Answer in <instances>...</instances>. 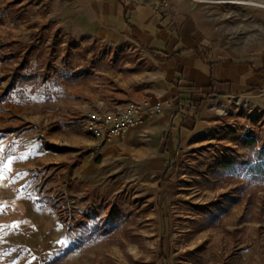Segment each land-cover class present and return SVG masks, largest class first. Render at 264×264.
I'll return each instance as SVG.
<instances>
[{"label":"rangeland","instance_id":"obj_1","mask_svg":"<svg viewBox=\"0 0 264 264\" xmlns=\"http://www.w3.org/2000/svg\"><path fill=\"white\" fill-rule=\"evenodd\" d=\"M219 1L226 0H190L212 22L214 43L234 49L264 43L263 7ZM50 21L42 0H0V43H10V54L37 48L36 54L44 51L47 56L53 51L48 80L56 84L75 83L76 78H67L72 71L82 79L79 72L91 61V71L117 70L110 61L118 51L102 42L67 37ZM55 33L62 37L60 43ZM71 45L74 48L65 63V48ZM31 61L36 63L34 55ZM93 74L85 76L92 81ZM26 104L27 97L14 91L1 101L0 112L10 105L17 113L28 111L27 116L41 113ZM71 109L62 110L69 114L64 121L78 136H89L83 124L90 112L81 117ZM189 115L192 122L180 128L179 136L165 131L163 137L123 141L120 147L110 143L123 138L91 148L89 152L96 156L86 180L72 178V171L86 155L78 152L89 150L81 140L85 137H68L63 150L68 151L70 163L37 172L29 187L19 190L56 213L62 223L59 245L47 253L34 246L32 252L23 243L3 240L0 262L264 264V176L252 174L258 143H244L247 137H264V99L214 97L203 112L194 106ZM60 116L65 115L56 111L50 117L58 121ZM24 121V126L30 124ZM114 207L125 211L128 220L109 226L110 232L87 238L94 226L104 225Z\"/></svg>","mask_w":264,"mask_h":264},{"label":"crops","instance_id":"obj_2","mask_svg":"<svg viewBox=\"0 0 264 264\" xmlns=\"http://www.w3.org/2000/svg\"><path fill=\"white\" fill-rule=\"evenodd\" d=\"M42 2L50 22L66 36L102 42L119 52L114 63L109 60L117 70L94 69L92 81L77 75L72 84L47 80L33 91L32 85L22 92L15 90L40 114L27 116L28 111L17 113L10 105L0 112V247L3 240L11 239L32 252L36 246L38 252L47 253L59 245L62 223L56 213L19 190L29 187L37 172L70 163L68 151L63 150L68 137H85L81 140L89 150L78 152L86 155L72 171V178L86 180L96 156L89 151L100 146L91 135L78 136L64 121L67 108L84 117L94 109L111 110L129 101H161L159 115L145 114L125 138L116 139L120 143L114 140L110 146L163 137L165 131L179 136L180 128L192 122L189 113L194 106L203 112L214 97L264 99V43L240 49L214 43L212 22L190 0ZM193 47L203 50L197 52ZM85 71L79 74L85 76ZM73 75L74 71L67 78ZM56 111L65 116L52 121L51 113ZM24 120L30 124L24 126Z\"/></svg>","mask_w":264,"mask_h":264},{"label":"trees","instance_id":"obj_3","mask_svg":"<svg viewBox=\"0 0 264 264\" xmlns=\"http://www.w3.org/2000/svg\"><path fill=\"white\" fill-rule=\"evenodd\" d=\"M118 1L123 2V0ZM56 36L58 37L57 41L60 43L63 40L62 37H60L58 33L54 34V37ZM9 44L0 43V63H2L3 65V71H1L0 73V90L2 89V91L0 92V103L1 101L5 100V98L11 94V92H14L17 89L18 92H22L27 85L32 84L33 87L31 90L33 91L35 87L44 84L51 76L50 71L52 70L53 66V51H49V55L47 56L44 55V51H39L36 54V52L38 51L37 48L31 49L29 52H25L23 49H18L13 54H10L7 53V50L10 48ZM73 48V45L69 47L67 46L65 48V63L66 59L69 58L68 56L72 54ZM192 49L196 50L197 52H201L203 50L199 47H193ZM33 55L37 60L35 64H33L31 61V56ZM112 63H114V59ZM13 64H15L14 68H8V66ZM92 64L93 61H91L88 67H91ZM4 66L6 67L4 68ZM44 66L46 67V69L43 68ZM88 67H85L86 74H88L89 72L92 73V71L88 69ZM73 76L75 78L77 75L75 74ZM82 79H86V76H84ZM244 143L247 146H253L252 143H258L257 150L254 153L256 162L253 166L254 170L252 169V174L253 176L257 177L264 176V137H262V139H260V137L256 138L254 136L247 137V139L244 140ZM117 209V207H114L113 210H111L110 213L106 215L104 225L99 227L94 226V228H92L90 231H86L87 238H91L96 233L100 234L101 232H110L111 229L109 228V226H117L125 220H128V216L125 215L126 212ZM127 214L129 213L127 212Z\"/></svg>","mask_w":264,"mask_h":264},{"label":"built area","instance_id":"obj_4","mask_svg":"<svg viewBox=\"0 0 264 264\" xmlns=\"http://www.w3.org/2000/svg\"><path fill=\"white\" fill-rule=\"evenodd\" d=\"M163 107L161 101L149 104L129 101L111 110H97L90 112L84 120L87 133L99 143H106L115 138H125L131 129L138 126L145 114L159 115Z\"/></svg>","mask_w":264,"mask_h":264},{"label":"bare ground","instance_id":"obj_5","mask_svg":"<svg viewBox=\"0 0 264 264\" xmlns=\"http://www.w3.org/2000/svg\"><path fill=\"white\" fill-rule=\"evenodd\" d=\"M219 2L264 7V2L260 0H226V1H219Z\"/></svg>","mask_w":264,"mask_h":264}]
</instances>
